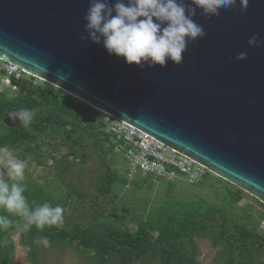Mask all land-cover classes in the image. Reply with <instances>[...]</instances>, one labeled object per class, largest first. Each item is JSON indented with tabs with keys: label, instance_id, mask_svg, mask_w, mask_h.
I'll use <instances>...</instances> for the list:
<instances>
[{
	"label": "water",
	"instance_id": "water-1",
	"mask_svg": "<svg viewBox=\"0 0 264 264\" xmlns=\"http://www.w3.org/2000/svg\"><path fill=\"white\" fill-rule=\"evenodd\" d=\"M88 6L89 0H0V57L264 204V44L247 43L253 34L264 40V0L211 18L197 10L193 19L206 34L187 45L182 62L143 69L80 40ZM241 51L246 59H235ZM2 121L19 122L6 114Z\"/></svg>",
	"mask_w": 264,
	"mask_h": 264
},
{
	"label": "trees",
	"instance_id": "trees-1",
	"mask_svg": "<svg viewBox=\"0 0 264 264\" xmlns=\"http://www.w3.org/2000/svg\"><path fill=\"white\" fill-rule=\"evenodd\" d=\"M14 106L36 111L28 128L19 122L8 126L2 121ZM0 146L14 150L19 160L30 156L27 164L46 165L47 159L51 160L54 175L68 188L62 202L37 182H23L31 208L44 203L59 205L65 209L64 222L43 231L35 226L27 232L15 226L0 231V264L13 263L12 236L17 232L32 264L36 263L35 242L39 237H46L50 243L67 244L86 256L91 253L99 264H105L111 257L119 264H142L154 256L160 264H198L195 237L207 238L219 246L215 256L219 264H264V231L260 227L264 209L250 226L227 224L226 211L203 199L162 204L137 215H129L126 205L119 211L115 207L108 210L100 199L114 192L116 182L125 185L128 180L112 167L113 143L104 116L46 81L23 77L12 96L0 95ZM91 150H95L103 169L96 176V190L83 204V191L67 173L74 160L86 162ZM135 184L142 186L139 181ZM230 185L227 196L237 202L243 197V190ZM68 208L81 209L79 220L68 222ZM6 214L0 209V215ZM9 218L22 223L19 217Z\"/></svg>",
	"mask_w": 264,
	"mask_h": 264
},
{
	"label": "clouds",
	"instance_id": "clouds-1",
	"mask_svg": "<svg viewBox=\"0 0 264 264\" xmlns=\"http://www.w3.org/2000/svg\"><path fill=\"white\" fill-rule=\"evenodd\" d=\"M249 0H89L84 20V35L81 41L102 45L107 54L123 58L126 65L143 69L166 66L168 61L175 65L182 62L187 45L205 36L204 29L193 19L197 10L204 18L218 16L221 9L246 11ZM250 46L264 44L253 34L247 40ZM247 54L239 52L235 59H246ZM9 121H19L28 128L36 115L34 109L20 107L5 113ZM28 156L19 160L8 146H0V231L15 226L27 232L33 226L43 231L46 227L61 226L65 209L48 203L34 208L24 195L26 185L25 169ZM19 217L22 223L10 219ZM45 247L50 241L43 237L39 241Z\"/></svg>",
	"mask_w": 264,
	"mask_h": 264
},
{
	"label": "rangeland",
	"instance_id": "rangeland-1",
	"mask_svg": "<svg viewBox=\"0 0 264 264\" xmlns=\"http://www.w3.org/2000/svg\"><path fill=\"white\" fill-rule=\"evenodd\" d=\"M4 94L12 96L13 90L7 89ZM98 113L102 114L100 111ZM13 153H15L14 150ZM111 157L113 159L112 167L120 175L126 177L124 159L114 152L111 153ZM74 162L67 174L78 189L83 191L85 197L81 199V203L84 204L88 202L89 197L96 190V176L103 169V166L95 150L89 152L86 162L81 163L76 160ZM50 163L51 160L47 159L46 165L27 164L23 182H37L51 195L63 202L62 197L68 188L54 175V168L50 166ZM127 180L128 183L125 185L116 182L114 184V192L108 197L100 199L108 210L115 207L119 211L121 206L126 205L129 207V215H137L139 212L151 209V207L161 206L162 204L203 199L226 211L227 224L231 225L238 222L250 226L258 218L259 211L264 209V204L261 201L245 191H243V197L239 201H232L227 196V186H231L230 183L210 173L198 183H188L183 179L168 182L138 173L134 174L130 179L127 178ZM138 181L142 182L141 187L135 184ZM230 203L232 204L230 205ZM244 206L246 207L244 208ZM67 211L69 223L79 220L82 214L81 209L77 208H68ZM247 215H250V217ZM126 223L130 227H134L131 221L126 220ZM12 238L14 241L12 264H32L28 251L21 242L20 233H15ZM41 238L43 237L37 238L35 242V264H99L91 253L86 256L67 244L57 242L50 243L49 247H45L39 242ZM194 243L198 264H219L215 258L219 246H214L209 239L200 237H195ZM105 264L119 263L115 257H111ZM142 264L160 263L158 257L154 256L143 261Z\"/></svg>",
	"mask_w": 264,
	"mask_h": 264
},
{
	"label": "built area",
	"instance_id": "built-area-1",
	"mask_svg": "<svg viewBox=\"0 0 264 264\" xmlns=\"http://www.w3.org/2000/svg\"><path fill=\"white\" fill-rule=\"evenodd\" d=\"M23 77L34 81L40 79L0 57V95L7 89L16 90ZM102 114L106 130L112 139L113 152L124 159L125 175L128 179L138 173L168 182L183 179L188 183H198L208 173L213 174L205 165L144 131L111 114ZM260 227L264 231V218Z\"/></svg>",
	"mask_w": 264,
	"mask_h": 264
}]
</instances>
